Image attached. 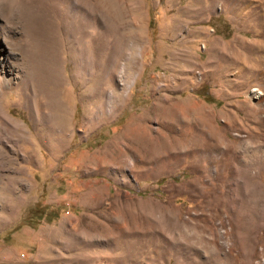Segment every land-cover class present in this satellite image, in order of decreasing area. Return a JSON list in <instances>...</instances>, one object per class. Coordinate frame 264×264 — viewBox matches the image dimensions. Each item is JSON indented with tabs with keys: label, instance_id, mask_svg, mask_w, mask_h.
Returning a JSON list of instances; mask_svg holds the SVG:
<instances>
[{
	"label": "rangeland",
	"instance_id": "obj_1",
	"mask_svg": "<svg viewBox=\"0 0 264 264\" xmlns=\"http://www.w3.org/2000/svg\"><path fill=\"white\" fill-rule=\"evenodd\" d=\"M263 49L264 0H0V264H264Z\"/></svg>",
	"mask_w": 264,
	"mask_h": 264
},
{
	"label": "bare ground",
	"instance_id": "obj_2",
	"mask_svg": "<svg viewBox=\"0 0 264 264\" xmlns=\"http://www.w3.org/2000/svg\"><path fill=\"white\" fill-rule=\"evenodd\" d=\"M71 3V4H70ZM70 3H69V5H71V8H72V13H73V17L75 18V19H79L78 17H79V10H80V4H79V2L78 1H70ZM92 5V4H91ZM81 11V10H80ZM70 12V11H69ZM94 14V13H93ZM69 15V14H68ZM78 20H76L75 22H77ZM92 21V20H91ZM98 21V20H97ZM100 21V20H99ZM76 24V23H75ZM79 26V25H78ZM75 27V26H74ZM67 29V28H66ZM43 30V29H42ZM40 30H38L37 32H39ZM36 32V31H35ZM51 34V33H50ZM39 35V34H38ZM43 35L45 36V33H41V38L43 37ZM47 36H48V34H47ZM42 40H43V38H42ZM39 37L37 38H35V40L33 41V46H35V52H34V58L32 59V61H33V66L36 68V70L39 68V69H41V71L40 72H42L43 74V76H45V77H47V70H46V68H44L45 67V63L43 64L44 65V67H41L40 66V64H41V62L43 61V60H45L48 56H49V51H51L50 49H51V46H53L54 44H53V42H52V44L53 45H47V43L45 42V40L44 41H42ZM55 43V42H54ZM260 45V44H259ZM260 47V46H259ZM53 48V47H52ZM53 49H56V48H53ZM52 49V51L53 52H55L54 50ZM264 50V49H263ZM52 52V53H53ZM52 53H50V55L52 54ZM54 55V54H53ZM52 57V56H51ZM50 58V57H49ZM54 59V58H53ZM53 59H52V61H53ZM51 60V59H50ZM45 62H48V60L47 61H45ZM47 65H50V63H48ZM38 69V70H39ZM49 69V68H48ZM48 73H49V71H48ZM239 74V73H238ZM50 75V74H49ZM48 75V76H49ZM42 77V76H41ZM44 78V77H43ZM42 78H40V80H41ZM51 79V78H50ZM46 82V81H45ZM6 123V122H5ZM7 124V123H6ZM12 127V126H11ZM13 129L15 128V127H12ZM15 130V129H14ZM1 132H3V131H1ZM14 135V134H13ZM213 226V225H212ZM252 245V244H251ZM242 250V249H241ZM263 253V252H262ZM261 253V254H262ZM260 254V253H259ZM258 255V254H257ZM250 259V258H249ZM248 263H249V260H248ZM247 264V263H246Z\"/></svg>",
	"mask_w": 264,
	"mask_h": 264
}]
</instances>
